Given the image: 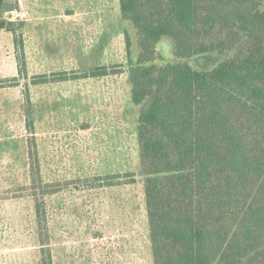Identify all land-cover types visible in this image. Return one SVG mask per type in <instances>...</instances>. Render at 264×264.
Segmentation results:
<instances>
[{"label":"rangeland","instance_id":"374dc122","mask_svg":"<svg viewBox=\"0 0 264 264\" xmlns=\"http://www.w3.org/2000/svg\"><path fill=\"white\" fill-rule=\"evenodd\" d=\"M75 11L81 24L66 20ZM74 23L81 34L75 45ZM126 30L134 38L119 0H0V264H42L44 243L54 264H154ZM17 35L24 40V78ZM158 49L167 61L176 59L170 38ZM189 61L207 68L215 58ZM98 66L123 72L32 83ZM14 76L19 80L2 83ZM102 180L116 185L91 187ZM39 200L48 218L44 237Z\"/></svg>","mask_w":264,"mask_h":264},{"label":"trees","instance_id":"16d2710c","mask_svg":"<svg viewBox=\"0 0 264 264\" xmlns=\"http://www.w3.org/2000/svg\"><path fill=\"white\" fill-rule=\"evenodd\" d=\"M119 1L135 29L125 38L154 264H264V0ZM165 37L174 61L158 49ZM23 41L15 36L24 78ZM208 55L207 68L189 61ZM120 72L98 66L32 83ZM36 217L44 237V201ZM44 246L42 264H54Z\"/></svg>","mask_w":264,"mask_h":264},{"label":"crops","instance_id":"0c3cea01","mask_svg":"<svg viewBox=\"0 0 264 264\" xmlns=\"http://www.w3.org/2000/svg\"><path fill=\"white\" fill-rule=\"evenodd\" d=\"M65 17H67V19H66L67 21H71V19H72L74 22H78L79 24H81V22H82L81 21V13L78 12V11H75L73 14H69V15H67ZM76 19H78V21H75ZM76 27H77V31H76ZM78 31H79L78 30V26L76 25V23H74V26H73V36H72V43L74 45L76 44V41L79 42L80 37H81V34ZM76 80H80V79H74V80H70V81H76Z\"/></svg>","mask_w":264,"mask_h":264},{"label":"water","instance_id":"95a60500","mask_svg":"<svg viewBox=\"0 0 264 264\" xmlns=\"http://www.w3.org/2000/svg\"><path fill=\"white\" fill-rule=\"evenodd\" d=\"M7 10L9 11V10H12L13 9V6H11V4H7Z\"/></svg>","mask_w":264,"mask_h":264},{"label":"built area","instance_id":"2783aa9c","mask_svg":"<svg viewBox=\"0 0 264 264\" xmlns=\"http://www.w3.org/2000/svg\"><path fill=\"white\" fill-rule=\"evenodd\" d=\"M25 13H23V15H24Z\"/></svg>","mask_w":264,"mask_h":264}]
</instances>
